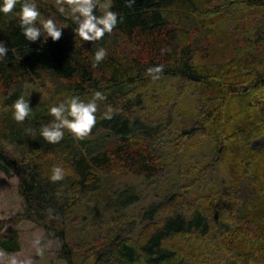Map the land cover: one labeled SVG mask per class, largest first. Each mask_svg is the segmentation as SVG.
<instances>
[{"label":"trees","instance_id":"obj_1","mask_svg":"<svg viewBox=\"0 0 264 264\" xmlns=\"http://www.w3.org/2000/svg\"><path fill=\"white\" fill-rule=\"evenodd\" d=\"M38 7L68 25L57 40H26L18 18L0 13V40L9 48L0 60V172L16 175L23 201V211L0 218V249L18 251V231L5 228L31 220L54 230L66 264L75 256H94L93 264H264V0H112L119 14L113 31L82 43L70 16L51 4ZM99 47L107 54L95 63ZM157 65L161 71H149ZM165 77L200 94L196 122L174 132L178 146L213 136L227 176L202 173V188L191 194L192 185L175 175L173 191L139 212L145 223L136 233V218L124 209L138 194L112 190L105 208L115 214L107 223L100 216L93 239L74 249L55 224L102 189L104 175L128 171L153 180L169 173L162 157L171 119L154 122L142 112L149 90ZM27 85L48 89V96L26 95ZM97 90L105 99L97 101L87 136L105 129L112 148L95 150L67 129L57 143L39 134L54 119L50 105L73 95L88 100ZM21 95L32 113L17 122L12 104ZM109 107L111 118H104ZM55 165L67 170L61 180L50 178Z\"/></svg>","mask_w":264,"mask_h":264},{"label":"rangeland","instance_id":"obj_2","mask_svg":"<svg viewBox=\"0 0 264 264\" xmlns=\"http://www.w3.org/2000/svg\"><path fill=\"white\" fill-rule=\"evenodd\" d=\"M38 1L51 4L59 10L64 8L63 13L67 15L66 0ZM64 32L65 27L62 29V34ZM157 82L153 89L149 90L142 112L154 122L166 121L168 117L171 119V141L167 143L168 147L162 157L164 164L170 166L169 173L153 180H146L128 171H117L104 175L101 182L102 189L83 198L72 216L64 223L55 224L56 229H64L67 242L75 247L74 249L83 248L80 247L82 243L93 239L95 221L101 224V221L105 220L107 223L115 214L116 211L113 208H105V201L112 190L118 191L129 187L138 194V199L124 209L136 218L134 228L136 233L142 223H145L139 217V212L151 203L162 200L167 193L173 191L170 186L175 175L177 176L175 181L182 183V186L192 185L191 194L196 189L198 191L202 188V173L213 171L221 176H227L225 165L215 160L216 145L213 136L201 134L187 138L179 144L180 146L175 140L174 132L177 128L190 126L197 120V112L200 108L198 90L188 87L182 90L183 85L178 78L165 77ZM47 91L49 90L45 91L43 88L27 85L25 94L29 95L34 92L35 97L41 101L48 96ZM106 132L105 129H100L96 134L85 136V138L90 141V146L95 150L112 148L114 139L110 135L107 136ZM259 143L260 141L254 142L253 146L256 147ZM177 174H182V176L179 178ZM17 185L16 175L7 176L0 172V218L9 219L23 211V201ZM100 216L103 220H100ZM5 229L18 231L20 249L13 253H5L0 249V264H66V261L59 256L60 243L54 230H47L31 220H24L14 226L7 225ZM93 263L94 256H88L85 259L75 256V264Z\"/></svg>","mask_w":264,"mask_h":264},{"label":"clouds","instance_id":"obj_3","mask_svg":"<svg viewBox=\"0 0 264 264\" xmlns=\"http://www.w3.org/2000/svg\"><path fill=\"white\" fill-rule=\"evenodd\" d=\"M19 2V8L17 4ZM68 12L71 21L75 23L73 29L75 36H78L80 43L83 41H98L104 34L111 33L117 25L119 14L111 7L112 0H66ZM131 5L134 0H126ZM102 9L100 15L96 14L95 9ZM60 11H64L61 8ZM0 13H12L18 18V25L26 40L37 41L46 40L49 36L53 41L62 35V29L68 25L57 23L52 15L43 16L38 7V0H0ZM8 45L0 40V60L8 53ZM107 50L99 47L94 52V62L98 63L106 57ZM162 66L149 69V71L159 72ZM10 94V93H9ZM105 99L104 94L97 90L92 98L88 100L81 99L78 95L66 97L58 104H52L48 112L54 119L40 128V135L50 143L59 142L65 129L69 130L77 139H83L87 136L97 121L98 100ZM13 118L17 122H22L32 113L29 99L23 95L17 97L12 104ZM112 110L109 109L103 113L104 118H111ZM66 169L55 165L51 171V180H61L64 178Z\"/></svg>","mask_w":264,"mask_h":264}]
</instances>
